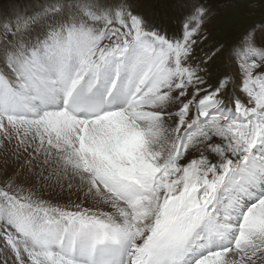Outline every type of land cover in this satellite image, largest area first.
Here are the masks:
<instances>
[{
  "label": "snow or ice",
  "instance_id": "obj_1",
  "mask_svg": "<svg viewBox=\"0 0 264 264\" xmlns=\"http://www.w3.org/2000/svg\"><path fill=\"white\" fill-rule=\"evenodd\" d=\"M188 8L176 34L139 0L0 23V264H264V21L212 86Z\"/></svg>",
  "mask_w": 264,
  "mask_h": 264
},
{
  "label": "rangeland",
  "instance_id": "obj_2",
  "mask_svg": "<svg viewBox=\"0 0 264 264\" xmlns=\"http://www.w3.org/2000/svg\"><path fill=\"white\" fill-rule=\"evenodd\" d=\"M198 2L208 9L209 19L193 37L197 41L193 45L195 53L193 64L199 63L201 59L206 60L203 66L210 67L205 79L209 85L214 86L226 70L225 56L253 25L264 21V0H198ZM32 3L33 0H0V23L13 11H29ZM189 3L190 0H139L141 11L155 17L168 29L169 34H176L182 29V18L190 15ZM258 32L259 30L257 36ZM221 46L222 50L212 60H207V56ZM233 64H236L235 59ZM236 71L239 73L238 67ZM237 94L242 99L246 98L239 89Z\"/></svg>",
  "mask_w": 264,
  "mask_h": 264
}]
</instances>
